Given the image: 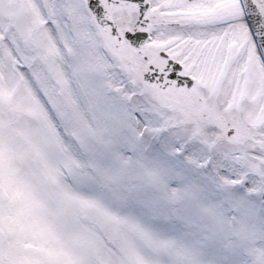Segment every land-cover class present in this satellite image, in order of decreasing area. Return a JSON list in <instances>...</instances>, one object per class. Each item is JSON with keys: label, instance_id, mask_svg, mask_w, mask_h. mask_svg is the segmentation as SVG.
I'll return each instance as SVG.
<instances>
[{"label": "snow or ice", "instance_id": "obj_1", "mask_svg": "<svg viewBox=\"0 0 264 264\" xmlns=\"http://www.w3.org/2000/svg\"><path fill=\"white\" fill-rule=\"evenodd\" d=\"M0 264H264V0H0Z\"/></svg>", "mask_w": 264, "mask_h": 264}]
</instances>
